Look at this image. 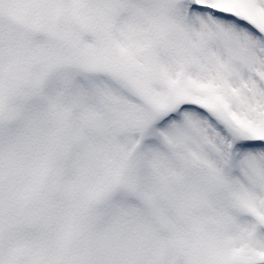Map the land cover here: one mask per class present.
Masks as SVG:
<instances>
[{
	"label": "snow or ice",
	"instance_id": "obj_1",
	"mask_svg": "<svg viewBox=\"0 0 264 264\" xmlns=\"http://www.w3.org/2000/svg\"><path fill=\"white\" fill-rule=\"evenodd\" d=\"M0 264H264V0H0Z\"/></svg>",
	"mask_w": 264,
	"mask_h": 264
}]
</instances>
